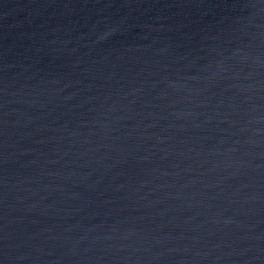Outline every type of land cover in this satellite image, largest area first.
Here are the masks:
<instances>
[{
    "label": "water",
    "instance_id": "water-1",
    "mask_svg": "<svg viewBox=\"0 0 264 264\" xmlns=\"http://www.w3.org/2000/svg\"><path fill=\"white\" fill-rule=\"evenodd\" d=\"M0 264H264V0L1 9Z\"/></svg>",
    "mask_w": 264,
    "mask_h": 264
}]
</instances>
